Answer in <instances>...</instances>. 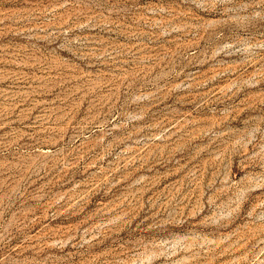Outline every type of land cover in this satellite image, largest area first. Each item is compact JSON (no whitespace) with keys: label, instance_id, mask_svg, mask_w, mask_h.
Returning a JSON list of instances; mask_svg holds the SVG:
<instances>
[{"label":"rangeland","instance_id":"374dc122","mask_svg":"<svg viewBox=\"0 0 264 264\" xmlns=\"http://www.w3.org/2000/svg\"><path fill=\"white\" fill-rule=\"evenodd\" d=\"M0 264H264V0H0Z\"/></svg>","mask_w":264,"mask_h":264}]
</instances>
